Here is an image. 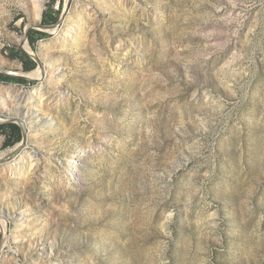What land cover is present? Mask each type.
Listing matches in <instances>:
<instances>
[{
    "label": "rangeland",
    "instance_id": "obj_1",
    "mask_svg": "<svg viewBox=\"0 0 264 264\" xmlns=\"http://www.w3.org/2000/svg\"><path fill=\"white\" fill-rule=\"evenodd\" d=\"M47 66L0 82V264H264V0H0V74Z\"/></svg>",
    "mask_w": 264,
    "mask_h": 264
},
{
    "label": "bare ground",
    "instance_id": "obj_2",
    "mask_svg": "<svg viewBox=\"0 0 264 264\" xmlns=\"http://www.w3.org/2000/svg\"><path fill=\"white\" fill-rule=\"evenodd\" d=\"M44 1L45 0H33V3L35 5L36 20H39V15L41 13L42 5H43ZM52 30H54V29H52ZM23 49L25 51H27L26 53L31 52L30 48L27 45H25V44L23 45ZM51 69L52 68H50V66L43 67L42 70L39 69V70L34 71L32 73L24 74V76H26V78L29 77V78L39 79V80L48 79V78L52 79V74L55 73V71H52ZM15 75H17V74H15ZM18 76H22V75H18ZM6 95H7L6 97H8V99H9L7 101H9V102H17V103H20V104H24L25 107H27V108H29L30 106H39V107H41L42 104H43V98L45 96V91L42 89V87H37L32 92H27V91H25L23 89H19V88L10 86V87L6 88ZM27 113L26 114L25 113L24 114L23 113L20 114L18 111H16L14 113V115L13 114L12 115H13L14 119L17 122H20L21 125L23 126V128L25 130H27L29 133H32L34 130H35L34 132H36V130L39 129V128L38 129L34 128V126H36V125H41L40 126V130L41 131H45V130H49L50 129V125H47L48 123L43 120L42 116L35 117V119H33V120H29L28 119L29 116L27 117ZM7 118L8 117H6V119ZM9 118H11V116H9ZM8 120H11V119H8ZM18 149L21 150L22 152L26 153V156L24 157V160L28 161L32 165H35L34 164V161H35L34 157L35 156H34L33 152H26V150H22V148H18ZM72 155H73L72 160L67 163V167L65 168L66 169V173H67L66 176H67V179H69V180H75L76 177H77L76 176L77 175L76 174V172H77V162H76V160L79 157V153L75 152ZM19 158L22 159V156H19ZM24 160L22 159L21 162H23ZM13 165L17 166L16 163H14ZM32 165H30V166H32ZM21 215L22 214H21V212L18 209L17 210V214H16V216H17V218H16L17 219V224H18V226H26L24 224V221L22 220ZM6 243H7V241L5 239L4 242H3L2 247H4L6 245Z\"/></svg>",
    "mask_w": 264,
    "mask_h": 264
},
{
    "label": "trees",
    "instance_id": "obj_3",
    "mask_svg": "<svg viewBox=\"0 0 264 264\" xmlns=\"http://www.w3.org/2000/svg\"><path fill=\"white\" fill-rule=\"evenodd\" d=\"M43 24L44 25H53L56 23V19L45 14L43 16ZM38 35L40 37H42L44 34L41 32H37V31H32L31 35ZM29 44L31 46H33V40L31 38H29ZM23 65V70L25 72L28 71H32L35 68V62L26 54L23 53H19V56H15ZM14 58V56H13ZM15 80L16 82H18L19 84H24L26 83L25 80L20 79V78H11V77H7L4 76L2 74H0V82H7V81H12ZM3 129V133L4 135H6L8 143L5 145L6 147H11L13 145H15L16 143H18L20 141V131H19V127L14 125V124H8L2 127ZM11 133V134H10Z\"/></svg>",
    "mask_w": 264,
    "mask_h": 264
},
{
    "label": "water",
    "instance_id": "obj_4",
    "mask_svg": "<svg viewBox=\"0 0 264 264\" xmlns=\"http://www.w3.org/2000/svg\"><path fill=\"white\" fill-rule=\"evenodd\" d=\"M53 26H39V28L43 29V30H49L51 29ZM28 31L29 29L27 30V32L25 33V36H24V39L26 40V37H27V34H28ZM29 57L31 58H34L35 59V56L34 55H31V54H28L26 53ZM22 79H27L25 76H21ZM12 121V120H11Z\"/></svg>",
    "mask_w": 264,
    "mask_h": 264
}]
</instances>
